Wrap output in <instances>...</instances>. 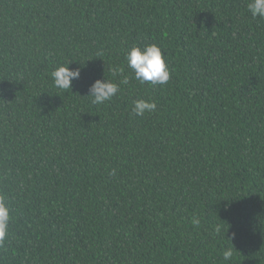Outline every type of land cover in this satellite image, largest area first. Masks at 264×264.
<instances>
[{"label": "trees", "instance_id": "obj_1", "mask_svg": "<svg viewBox=\"0 0 264 264\" xmlns=\"http://www.w3.org/2000/svg\"><path fill=\"white\" fill-rule=\"evenodd\" d=\"M248 3L0 0V264H264V19ZM153 43L164 85L127 67ZM68 64L80 79L61 90ZM104 77L120 90L94 105ZM137 99L155 112L134 116Z\"/></svg>", "mask_w": 264, "mask_h": 264}, {"label": "clouds", "instance_id": "obj_2", "mask_svg": "<svg viewBox=\"0 0 264 264\" xmlns=\"http://www.w3.org/2000/svg\"><path fill=\"white\" fill-rule=\"evenodd\" d=\"M248 12L256 19H264V0H249L247 4ZM127 67L134 74L135 80L141 84L149 83L152 86L166 84L171 75L170 68L166 63V57L162 53V48L153 43L150 45L136 46L133 45L125 56ZM81 68H70V64L61 65L51 73L54 86L61 90H68L72 87L74 80H79ZM113 74H119L122 79L121 84H128L129 77L124 75V68H114ZM120 90V86L111 80L97 79L88 88V95L91 103L101 105L112 100ZM157 104L154 100L137 99L133 101L131 112L134 116L143 117L145 113L155 112ZM5 195L0 194V246H3L8 237L10 212L11 209L6 202ZM191 223L199 227L201 220L193 216ZM216 233L219 234L221 229L216 227ZM235 234H233V238ZM233 245L223 250L222 255L225 261H230L233 257Z\"/></svg>", "mask_w": 264, "mask_h": 264}]
</instances>
